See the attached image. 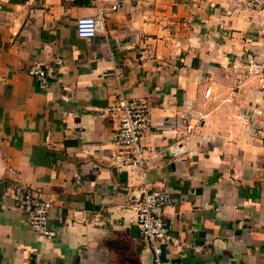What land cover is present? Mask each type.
Segmentation results:
<instances>
[{
    "label": "crops",
    "instance_id": "1",
    "mask_svg": "<svg viewBox=\"0 0 264 264\" xmlns=\"http://www.w3.org/2000/svg\"><path fill=\"white\" fill-rule=\"evenodd\" d=\"M121 93L151 105L146 180L179 239L163 264H264V0H0V264L152 263L143 176L107 109ZM12 180L53 200L56 238L30 227Z\"/></svg>",
    "mask_w": 264,
    "mask_h": 264
},
{
    "label": "built area",
    "instance_id": "2",
    "mask_svg": "<svg viewBox=\"0 0 264 264\" xmlns=\"http://www.w3.org/2000/svg\"><path fill=\"white\" fill-rule=\"evenodd\" d=\"M117 6H113V9ZM105 10L99 9L97 15L82 16L77 19L76 31L80 38H93L97 35ZM59 59H57V63ZM246 68L250 74L258 71V62L255 56L247 55ZM36 77L42 87L49 82L47 66L35 64L28 70ZM109 112L120 116L119 126L113 131L114 143L128 152L122 157L125 166L137 167L143 176L141 193L136 198L135 208L137 223L141 235L148 247L151 248L153 264L164 263V243L176 245L179 239L173 236L164 219V209L172 201L165 190L152 189L146 180L144 147L142 137L151 125V105L144 98H128L121 93L116 101L108 108ZM8 196L29 219L30 227L38 234L50 239L57 237L55 228L50 224V212L53 200L40 196L35 188L24 185L17 180L7 182Z\"/></svg>",
    "mask_w": 264,
    "mask_h": 264
},
{
    "label": "water",
    "instance_id": "3",
    "mask_svg": "<svg viewBox=\"0 0 264 264\" xmlns=\"http://www.w3.org/2000/svg\"><path fill=\"white\" fill-rule=\"evenodd\" d=\"M152 264V263H151Z\"/></svg>",
    "mask_w": 264,
    "mask_h": 264
}]
</instances>
